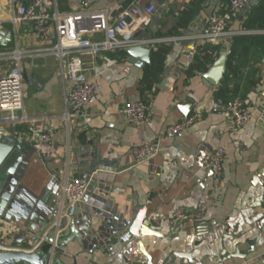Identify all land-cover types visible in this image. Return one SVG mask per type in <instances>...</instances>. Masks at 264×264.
I'll return each instance as SVG.
<instances>
[{"label":"crops","instance_id":"0c3cea01","mask_svg":"<svg viewBox=\"0 0 264 264\" xmlns=\"http://www.w3.org/2000/svg\"><path fill=\"white\" fill-rule=\"evenodd\" d=\"M53 1L57 6L52 12L68 13L78 4V0ZM132 1L94 0L93 8L106 10L110 19H116L119 11ZM192 1L163 0L151 27L137 37L149 42L152 51L162 46L171 48L165 65L175 64L182 72L173 91L158 87L166 78L165 74L152 87L144 83L151 63L137 67L129 62L125 50L103 53L94 63L86 62L87 78L98 86V93L87 109L92 119L90 124L79 115L69 121L63 117L65 95L70 86L59 60L24 63L28 76L25 113L34 120L32 126L51 134L56 151L42 158L32 147L27 154L19 174L30 197L19 201V210L35 215L38 208L44 210L58 205L61 186L67 179L96 180L98 185L88 202L80 203L82 218L76 226L81 235L84 233L89 250L76 241L69 243L63 253L57 255L64 264H146L148 257L126 232L137 217H142L143 225L155 232L154 235L142 234L144 249L154 264L163 263L172 253L191 254L196 260L193 264H219L217 260L211 262L210 258H222L223 264H264V233L260 235L255 254L246 259L231 256L237 246L240 253L250 248L242 244L243 237L259 236L256 223L264 216V55L257 46H241L232 63L236 74L227 65L226 77L219 88L206 85L203 72L199 70L189 74L199 48L207 44L196 40L192 57L191 51L182 47L178 39H186L185 42L203 32L187 35L200 27H192V24L203 14L205 3L187 29L171 33ZM259 3L260 0H252L235 19L230 27L231 41L237 37L264 36V30L245 29ZM222 6L221 0L217 12ZM6 32L12 33L11 41ZM145 33L150 35V40L141 37ZM0 39L5 42L0 45V51L41 47L30 24L20 25L15 33L12 24L3 22ZM163 39L176 41L165 44L161 42ZM50 40L51 43L57 41L53 27ZM233 94L244 100L252 116L251 122L237 135L230 130L225 109ZM138 101L147 104V120L144 125L132 126L127 123L123 110L127 103ZM196 112H202L204 118L184 137L162 141L160 154L153 160L135 162V148L158 140L167 127ZM12 129L6 128L4 133L10 134ZM27 129L17 127V134L33 146L31 138L23 134ZM218 148H224L226 156L223 181L216 186L211 170L202 162ZM126 166L130 167L118 172L117 168ZM180 208L189 211L192 217L173 226L172 217ZM11 222L22 227L27 223L24 220ZM122 225L126 226L123 234L112 237L111 230H119ZM39 231L37 228L28 232V237H35ZM100 235L106 239H101ZM5 244L15 246L13 241ZM169 264L189 263L174 256Z\"/></svg>","mask_w":264,"mask_h":264},{"label":"built area","instance_id":"2783aa9c","mask_svg":"<svg viewBox=\"0 0 264 264\" xmlns=\"http://www.w3.org/2000/svg\"><path fill=\"white\" fill-rule=\"evenodd\" d=\"M163 0H133L127 7L121 9L116 19H110L106 10L93 8L94 0H78L72 11L61 13L52 12L57 6L53 0H0V25L9 22L15 33L20 25H32L41 47L34 50H21L19 47L11 51H0V133L6 128L27 127V134L32 141L35 151L42 157L48 158L56 151L55 142L50 133L32 126L34 120L25 113V85L28 76L24 71V63H34L45 59L60 61L64 78L70 86L65 95L64 119L69 121L72 116L79 115L86 124L91 123L87 109L98 93L96 83L87 78V61H94L103 53L126 50L130 47L150 45L137 37L149 29L153 17L159 10ZM252 0H233L226 13H216L208 21L203 32L195 40L210 46H222L232 37L230 27L241 15ZM52 27L56 31L57 41L51 43ZM100 35L99 38L95 37ZM184 42L186 39H178ZM177 40V41H178ZM176 39H163L162 43L170 44ZM149 43V44H148ZM8 65V66H7ZM6 67V68H5ZM8 67V68H7ZM229 117L230 130L237 135L252 119L246 103L241 98L230 100L225 106ZM147 104L143 101L127 103L124 115L127 123L141 126L147 120ZM204 118L202 112H196L182 122L167 127L165 133L156 141L144 143L133 151L135 162L142 164L153 160L160 154L161 142L172 141L184 137L188 130ZM17 139H23L16 135ZM226 151L218 148L202 164L212 171L213 184L219 186L223 181V163ZM79 178L67 179L61 186L59 211L53 228L57 237L64 232L63 220L67 210L83 201L90 183ZM264 206V193H263ZM192 217L189 211L180 208L174 212L171 220L173 226ZM24 231V228L11 221L0 218V250L35 252L44 249L48 242L45 235L41 238L27 237L21 244L6 246L7 241ZM58 246V239L52 248ZM223 264V259L210 258L211 262ZM202 264V263H198Z\"/></svg>","mask_w":264,"mask_h":264},{"label":"water","instance_id":"95a60500","mask_svg":"<svg viewBox=\"0 0 264 264\" xmlns=\"http://www.w3.org/2000/svg\"><path fill=\"white\" fill-rule=\"evenodd\" d=\"M220 1L221 0H207L205 2L203 14L199 15L195 23L192 24V27L195 25L200 27L187 35H198L205 29L208 21H210L217 13L218 3ZM6 33L8 40L11 41L12 33ZM141 37L150 40V35L148 33L141 35ZM231 43L232 41L229 39L227 44L222 47L218 59L206 73L202 74L206 85L216 88L221 87V83L227 74V65L232 53ZM4 44L5 42L0 39V45ZM180 45L189 49L191 51L190 55L192 57L194 56L197 47V41L195 39L182 42ZM125 53L129 56V62L137 67L143 68L145 64L151 62L150 55L152 49L150 45L130 47L125 50ZM164 74L166 75V78L158 85V87L171 92L173 91L175 82L181 76L182 72L179 68H176V65L174 64L167 66ZM172 83L173 86L170 85ZM9 133L10 134L0 133V218L6 221L21 222V220H24L27 222L25 226H23L24 231L14 237L13 242L15 244L23 243L29 235L28 232L36 231L37 228H39L40 231L35 235V238H41L45 232H47L45 238L48 242L49 248L47 251L41 249L35 252L0 250V264H64L57 255L63 253V248L69 243L76 241L79 245L83 246V248L89 250V245H86L87 240L84 242L83 239L84 233L81 235L76 228L82 218L80 204L67 210V217L62 223V228H65V230L58 236V238H56V231L52 229L58 215V205L49 209L44 208V210L38 208L34 212L35 215H26L21 212V210H19L20 208H18V203L21 199L27 200V197H30V191L21 183L19 170L25 163V158L33 146L25 139L16 138V128H13ZM129 167L130 166L119 167L117 170L120 173ZM97 187L96 180L92 181L83 201L88 202L89 197ZM96 199L99 200V198ZM256 224L260 229L259 236L247 239L243 237L242 244H247L250 248L245 253H240L238 249L239 246H237L235 253L231 255L233 258L246 259L257 252L258 249L256 245L260 242L261 233H264V216ZM124 229H126V226L122 225V228L119 230H111V233H113L111 234L112 237H117L118 233L121 234V232L123 234L125 231ZM126 230L127 234L132 236L134 242L138 244L140 251L148 257L146 264H154L150 255H148L144 249L142 234L154 235L155 232L143 225L142 217H137V219H135L131 226ZM100 237L103 240L106 239L104 235H100ZM56 239H58V246L52 248L51 246ZM223 255L226 254L223 253ZM174 256L184 259V262L187 261L189 264H193L196 261L192 258L191 254L172 253L170 257L164 260L161 264H169Z\"/></svg>","mask_w":264,"mask_h":264},{"label":"trees","instance_id":"16d2710c","mask_svg":"<svg viewBox=\"0 0 264 264\" xmlns=\"http://www.w3.org/2000/svg\"><path fill=\"white\" fill-rule=\"evenodd\" d=\"M206 1L207 0H193L192 3L181 13L171 34L174 35L177 34L179 30L187 29L193 20H195ZM232 1L233 0H222L223 6L219 9L218 13H226L229 11V5ZM245 29L264 30V0H260L257 12L247 20ZM231 45L232 53L228 62V68L234 74H236V67L233 66L232 63L234 58L238 55L241 46H246V48H249V46H257L264 55V36L237 37L232 41ZM170 49L171 48L168 46H162L157 51H152L150 62L151 67L147 69V79L144 82L148 87H152L153 84L158 82L159 78L164 75L166 70V58ZM221 49L220 46L213 47L208 44L206 47H200L194 63L190 68L189 74H193L196 70L206 73L209 70L208 65L214 63L218 59ZM237 97H239L237 94H233L229 100H233ZM44 249L46 251L48 250L47 247Z\"/></svg>","mask_w":264,"mask_h":264}]
</instances>
